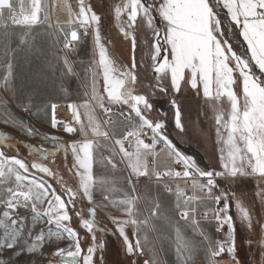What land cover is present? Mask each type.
<instances>
[{
    "label": "snow or ice",
    "instance_id": "6c2138e0",
    "mask_svg": "<svg viewBox=\"0 0 264 264\" xmlns=\"http://www.w3.org/2000/svg\"><path fill=\"white\" fill-rule=\"evenodd\" d=\"M63 7L67 20L53 23L47 0H0V68L4 70L0 83L4 90L29 117L43 120L49 116L52 129L62 127L65 133L80 137L65 143L62 136L42 134L14 115L8 101L0 96L3 122L45 142L27 145L29 155L37 158L29 163L19 156L18 149L17 155L6 154L3 148L16 145L13 137L0 132V264H98V252L102 264L106 243L98 240L97 231L104 234L108 230L96 220L95 193L122 214L111 217L116 228L112 235L118 233L122 238L129 264H135L131 258L146 252L151 256L144 264H162L148 237L149 232H159L161 227L175 232L177 264H196L201 255L203 264H242L236 220L231 214L233 202L240 223L250 232L254 217L234 191L222 190L221 185L230 189L255 179L256 196L264 202V0H124L114 8L119 31L131 40L133 51L131 65L124 67L110 54L101 33L102 17L88 0H77L78 10L68 0ZM40 26H45L43 34L38 31ZM141 29L151 38V42L143 41L150 64L140 65L154 73V82L149 83L137 72L136 33ZM89 33L93 60L85 69L88 90L82 103L68 104L73 122H64L57 119L58 104L51 95L16 86L17 55H43L40 41L48 37L53 46H62V55L54 58L56 63L49 61L48 68L58 70L61 77L76 76L70 57L82 35ZM233 36L243 50L231 42ZM165 80L176 93L181 92L182 85L190 86L212 101L218 168L200 167L169 138L166 120L149 118L154 107L151 98L169 91ZM236 87L242 94L238 95ZM61 90L65 91L63 84ZM171 103L175 128L184 133L181 106L175 99ZM58 153L65 155L66 164L71 154L68 171L78 179L75 188L67 186L63 177H57L44 163L54 162ZM37 173L57 177L62 192L43 177L37 179ZM109 173H121L119 181L110 180ZM141 178L173 197V204H165L159 196L138 195ZM118 182H123L126 190L117 189ZM117 190L122 195L114 197ZM82 199L93 205L89 218H84L82 211H74L84 236L70 226L73 210ZM129 227L134 230V240L128 235ZM225 227L227 231L219 239L209 231L214 228L220 233ZM260 233L258 240L247 243L259 247L260 264H264V223H260ZM85 239L90 241L87 247L83 246ZM63 240L67 246H60Z\"/></svg>",
    "mask_w": 264,
    "mask_h": 264
},
{
    "label": "rangeland",
    "instance_id": "374dc122",
    "mask_svg": "<svg viewBox=\"0 0 264 264\" xmlns=\"http://www.w3.org/2000/svg\"><path fill=\"white\" fill-rule=\"evenodd\" d=\"M58 0H47L50 5V17L53 23L59 21L60 23H64L67 20L68 14L64 9L62 3L59 2L60 7L57 3ZM64 1V0H62ZM69 3L73 5L74 10H78L77 8V0H68ZM91 4L93 10L102 17L101 23V33L104 38V42L109 49L110 54L116 60L117 64L121 67L130 66L132 63V46L131 40L125 39L123 34L119 31L118 24L114 15V8L116 5L121 4L124 0H88ZM52 13V10H54ZM61 9V10H60ZM64 11L65 13H63ZM56 18H53V15ZM224 16L223 11H221V17ZM126 20V17H122V21ZM39 33L43 34L45 32V26H40L38 28ZM137 38V47L135 50V58L137 62V72L139 74V78L142 79L145 83L154 82V73L151 71L150 67H141L140 65L143 63L144 65L150 64V58L145 55L146 45L143 43L145 39H148L151 42L150 34L141 29L136 33ZM231 42L238 50H243L242 45L238 42V38L233 36L231 38ZM15 46V43L13 44ZM40 46L43 49V55L37 56L31 52H19L17 55V63H18V72L16 75L17 85L21 90L28 91L32 90L35 92L39 90L44 95H51L53 102L57 104H65L68 105L74 101L79 100V97H84V93L88 90V78L85 73V69L88 67L89 63L93 60V38L91 33L87 36L82 35L81 42L77 47V51L70 57L71 60L74 61V70L76 72V76L72 77H61L60 72L58 70H51L48 68V62L53 61L56 63L54 58H57L62 55L60 52L59 45L53 46V43L50 38L45 37L40 41ZM57 69L61 66L57 63ZM42 70V71H41ZM4 75L3 68H0V77ZM165 86L169 87V91L167 93H157L156 96L152 97V103L154 105L153 110L148 114L149 118L157 121L160 119L166 120V133L170 139L177 145V147L187 155L193 156L200 167L205 170L209 168L216 169L218 168V150L219 145L216 144V133H215V114L212 110V101H207L202 93L197 94L195 90H192L189 87H185L182 85L181 92L176 93L170 88V81H164ZM63 84V88L65 91L61 90V85ZM101 89L103 85V81H100ZM139 91L143 92L144 89L140 88ZM236 91L239 94H242V90L240 87H236ZM0 96L3 99L8 101L9 110L16 115L19 119H23L28 123H31L33 126L37 127L42 134L49 135H59L63 137V142L67 143L74 139H79V134H68L65 133L62 127L58 129H52L50 124L48 123L49 116H45L43 120L38 119L36 117H29L28 114L23 113L20 108L17 106V102L15 98L11 95V93L4 90L2 83H0ZM175 99L181 106L182 111V121L185 124L186 131L184 133L179 132L175 128L174 125V109L171 101ZM222 106L227 108L226 102L222 103ZM116 110V109H115ZM119 110V109H118ZM127 109L125 108V111ZM162 113H167V116H163ZM85 117L82 116V119ZM0 130L2 132H8L13 134L20 140L24 142V144H34L41 145L45 143L40 136H27L21 129L13 124H5L3 122L2 116V108H0ZM50 146V145H45ZM7 155L13 156L17 155L16 151L11 148H3ZM19 156L23 157L29 163L33 162L37 158L32 155H27L25 149L18 150ZM70 154V153H69ZM61 156L60 154H58ZM71 155V154H70ZM47 163L49 167L53 169L54 172L57 173V177L62 176L64 182H66L67 186H71L75 188L78 184V179L74 177L68 171V161L67 164L65 160L60 159V157H55L54 162L44 161ZM35 172V170H31ZM121 173L116 174H108V178L110 180L119 181ZM43 179L50 184L52 187L56 189L58 193L62 192L60 184L57 183V177H48L44 174H36V178ZM223 190H231L236 193L238 198H241L247 206H249L253 217H254V229L250 232L242 223H240L236 210L233 206L231 208V214L236 220V242L238 248V255L241 260H243L242 264H246L245 260L248 256L247 249V241L253 240L256 241L260 238V223H264V202L260 200L259 197L256 196L258 191L257 182L255 179H247L238 185H233L230 189L227 188L224 184L221 185ZM124 187L126 190V185L123 182H118L116 184V188L120 189ZM138 195L148 196H159L167 205H172L174 202L173 197L169 194L164 193L162 189L156 188L152 183H138ZM144 188V191L142 190ZM141 189V190H140ZM122 193L117 190L113 193L114 197L121 196ZM96 208L101 212L106 214L108 217L116 216L121 217L122 214L112 205L109 201H105L103 196L99 193L94 194ZM112 197L109 199L111 200ZM84 204H89L86 199L79 200L77 202L76 208L73 210V219L70 222V226L74 227L81 236L85 235V230L81 228L80 221H78V217L74 215V211H82V214L85 210ZM106 205V206H105ZM93 206V205H92ZM140 208H144L143 201L139 204ZM259 221V223H257ZM53 230H56L55 228ZM211 235L216 238H222L224 230L222 234L216 233L214 228L209 229ZM238 232V233H237ZM240 234V235H239ZM190 235V231H189ZM149 240L152 244L155 245L156 250L159 253L162 264H177L176 256H175V232L171 228L161 227L159 232H149L148 233ZM2 238V237H0ZM98 238V233H97ZM247 241H245V240ZM60 246H67V241H60ZM90 243L89 240L85 239L83 241V246L87 247ZM255 245V251L257 252L258 263L261 261V254L259 247ZM51 250V249H49ZM147 258L149 259L151 256V252H146ZM225 260L228 259L227 255H225ZM196 264H203V257L198 256L196 258Z\"/></svg>",
    "mask_w": 264,
    "mask_h": 264
},
{
    "label": "trees",
    "instance_id": "16d2710c",
    "mask_svg": "<svg viewBox=\"0 0 264 264\" xmlns=\"http://www.w3.org/2000/svg\"><path fill=\"white\" fill-rule=\"evenodd\" d=\"M0 132H2V130H0ZM5 133H8V132H5ZM8 134L11 137H13V143L16 145V147L11 148V149L16 151V154H17V149L22 150V148H23L26 150L27 155H29L30 149L27 148L28 144H24V142L22 140H20L19 138H17L13 134H10V133H8ZM58 154H60L61 156H59ZM58 154H57V156L60 157V159L65 160V155L63 153H58ZM66 159L68 161V165H71L72 157L70 154L67 155ZM84 207H85V210L83 212V216H84V218H89V211L88 210L90 207H92V205L84 204ZM96 220H97L100 227L106 228L108 230L104 234H101L99 231H97L98 240H103L106 243V247H105L104 252H103L102 264H129L130 258L125 254L124 244H123L122 238L119 237L118 233L116 235H112L113 232H116V228L112 222V219L110 217H108L106 214H104L103 212H101L99 209L96 208ZM78 221H80V220L78 219ZM133 231L134 230L131 227H129L127 229L129 237L134 240L135 237L133 236ZM245 241H247V240H245ZM236 243L239 244V242H236ZM247 249H248V256L246 257L245 263L246 264H259L257 252L255 251V245L252 244V246H249L247 244ZM99 256H100V253L98 252L97 253L98 264H100ZM131 259L135 260V264H144V261L148 258L145 254L143 256L133 257ZM242 262H243V260H242Z\"/></svg>",
    "mask_w": 264,
    "mask_h": 264
},
{
    "label": "bare ground",
    "instance_id": "6f19581e",
    "mask_svg": "<svg viewBox=\"0 0 264 264\" xmlns=\"http://www.w3.org/2000/svg\"><path fill=\"white\" fill-rule=\"evenodd\" d=\"M56 115H57L58 120H61L64 122H73L71 110L68 108V105L58 104ZM139 183H145V182H139Z\"/></svg>",
    "mask_w": 264,
    "mask_h": 264
},
{
    "label": "crops",
    "instance_id": "0c3cea01",
    "mask_svg": "<svg viewBox=\"0 0 264 264\" xmlns=\"http://www.w3.org/2000/svg\"><path fill=\"white\" fill-rule=\"evenodd\" d=\"M59 2L62 3V5L64 4V1H62V0H58L57 3H58V5H59V7H60ZM60 10H61V9H60ZM63 10H64V9H63ZM53 11H55V9L52 10V13H53ZM62 12L65 13L64 11H62ZM52 16H53V18H56V16H54V14H53ZM78 99H79V100L74 101V102H76V103H82L83 100L85 99V96H84V97H79ZM54 102H59V100L54 101ZM82 116H83V115H82ZM140 190H141V189H140ZM142 190L144 191V188H142ZM146 256H147V255H146Z\"/></svg>",
    "mask_w": 264,
    "mask_h": 264
},
{
    "label": "built area",
    "instance_id": "2783aa9c",
    "mask_svg": "<svg viewBox=\"0 0 264 264\" xmlns=\"http://www.w3.org/2000/svg\"><path fill=\"white\" fill-rule=\"evenodd\" d=\"M62 46L61 45H59V48H61ZM60 50V49H59ZM117 111H118V109H116ZM149 135H150V133H149ZM177 167V169L179 170V167L180 166H176ZM139 182H148L147 180H146V178H141L140 179V181ZM221 189H222V186H221ZM223 190V189H222ZM218 194V193H217ZM227 229V227H225V229L224 230H226ZM223 230V231H224ZM223 231L222 232H220V234H222L223 233Z\"/></svg>",
    "mask_w": 264,
    "mask_h": 264
}]
</instances>
